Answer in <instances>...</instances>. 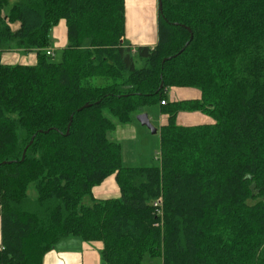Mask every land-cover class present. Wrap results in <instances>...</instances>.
I'll return each instance as SVG.
<instances>
[{
  "label": "trees",
  "instance_id": "1",
  "mask_svg": "<svg viewBox=\"0 0 264 264\" xmlns=\"http://www.w3.org/2000/svg\"><path fill=\"white\" fill-rule=\"evenodd\" d=\"M159 1L157 45L133 47L125 0H0V264H43L68 237L102 242L104 264H264V0ZM13 50L36 64L3 63ZM154 103L160 165L125 166L107 112ZM111 176L120 196L96 199Z\"/></svg>",
  "mask_w": 264,
  "mask_h": 264
},
{
  "label": "crops",
  "instance_id": "2",
  "mask_svg": "<svg viewBox=\"0 0 264 264\" xmlns=\"http://www.w3.org/2000/svg\"><path fill=\"white\" fill-rule=\"evenodd\" d=\"M126 14V40H130L132 46L155 47L158 43L159 24V0H125ZM140 16L143 22L140 21ZM61 24V26H59ZM17 27V26H16ZM52 44L50 48H64L68 43L67 24L62 20L52 31ZM5 64H27L35 65L37 62V51L22 52L18 50L7 51L2 55ZM171 90V101L198 99L201 98V91L191 87H173ZM170 91V90H169ZM168 120L166 114L163 115L162 125ZM205 114L201 112H180L178 123L181 125H198L212 123ZM112 177V176H111ZM110 178V177H109ZM108 178V179H109ZM115 185H101L98 191L106 192L113 188L114 196H120V190L114 177ZM107 180H105L106 182ZM95 197L96 194H95ZM111 197V196H110ZM2 248L1 232V204H0V249ZM103 243L99 241H85L78 237H68L59 241L56 246L46 254L43 264H104L101 251Z\"/></svg>",
  "mask_w": 264,
  "mask_h": 264
},
{
  "label": "rangeland",
  "instance_id": "3",
  "mask_svg": "<svg viewBox=\"0 0 264 264\" xmlns=\"http://www.w3.org/2000/svg\"><path fill=\"white\" fill-rule=\"evenodd\" d=\"M17 0H11L10 6L14 4ZM9 6V7H10ZM9 8H7L8 10ZM140 21L143 22L140 16ZM62 23V21H61ZM61 26V24L59 25ZM55 28V27H54ZM130 43V40L127 39ZM53 45L55 42L53 41ZM135 47V46H133ZM61 48L56 49V56L53 60L60 59ZM171 90L169 91V98H171ZM141 113H148L152 124L158 129L157 133H152V131L143 126L139 120L138 115ZM107 115L115 122V129L109 131L108 137L110 140L119 142L122 145V155L123 163L125 166H158L160 165L161 159V126L163 121L162 107L159 103L151 104L142 109L140 113H134L133 119L130 123L122 124L120 123L112 114L107 112ZM210 120H214L211 116L205 114ZM110 183L115 185L114 179L110 177L107 181L103 182L101 185L109 186ZM100 185V186H101ZM94 197L96 199H107L116 198L114 196V190L111 188L108 191L109 197H106L107 193L103 191H98L97 187L93 191ZM111 196V197H110ZM88 199H85V201ZM143 264H162L160 258L146 257Z\"/></svg>",
  "mask_w": 264,
  "mask_h": 264
},
{
  "label": "water",
  "instance_id": "4",
  "mask_svg": "<svg viewBox=\"0 0 264 264\" xmlns=\"http://www.w3.org/2000/svg\"><path fill=\"white\" fill-rule=\"evenodd\" d=\"M159 8H160V10L162 9V2L161 1H159ZM138 120L143 126L148 127L152 131V133L155 134L158 132V129L152 124L150 116L148 113H141L140 115H138Z\"/></svg>",
  "mask_w": 264,
  "mask_h": 264
},
{
  "label": "built area",
  "instance_id": "5",
  "mask_svg": "<svg viewBox=\"0 0 264 264\" xmlns=\"http://www.w3.org/2000/svg\"><path fill=\"white\" fill-rule=\"evenodd\" d=\"M135 51V48H133V52ZM47 54L48 55H51V56H55V49H52V48H49V49H47ZM163 103H165L164 101H163ZM162 202V199L161 198H159V199H157L155 202H154V206L156 207V211H157V213L159 214V215H162V209L160 208V203ZM160 223H157L156 225L158 226Z\"/></svg>",
  "mask_w": 264,
  "mask_h": 264
}]
</instances>
